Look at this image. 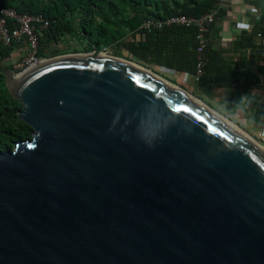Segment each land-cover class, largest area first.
<instances>
[{"label":"water","instance_id":"water-1","mask_svg":"<svg viewBox=\"0 0 264 264\" xmlns=\"http://www.w3.org/2000/svg\"><path fill=\"white\" fill-rule=\"evenodd\" d=\"M100 54L4 72L32 134L0 153V264H264L261 145Z\"/></svg>","mask_w":264,"mask_h":264},{"label":"trees","instance_id":"trees-1","mask_svg":"<svg viewBox=\"0 0 264 264\" xmlns=\"http://www.w3.org/2000/svg\"><path fill=\"white\" fill-rule=\"evenodd\" d=\"M216 4L217 0H0V7L14 9L18 14H41L49 21L48 28L40 37V57L54 56L56 51L53 47L59 44L61 37L77 29L88 39L93 38L94 54L101 52L104 44L113 51V56L123 57L121 55L125 52L145 64L175 70L184 67L174 61V53L170 56L169 52L171 49L174 52L178 43L185 45L183 39L186 33L195 43L196 27L164 25L161 29L148 31L140 28L143 21L166 20L181 15L199 17L215 9ZM258 32L261 33L259 48L264 53V27ZM256 36L257 32L248 36V40L253 41ZM15 50L14 46L0 44V153L13 150L16 143L30 139L32 134V128L17 117L21 104L8 93L5 85L4 72L16 73L8 62ZM190 55L193 57L191 69L194 72L195 49L190 51ZM209 62L201 83L210 70ZM245 72L242 91L252 113V122L264 125V97L250 93L252 86L264 91V68L259 70L262 75H256L251 80V67L247 66ZM222 78L223 75L213 78L217 87L238 83L229 79L227 74Z\"/></svg>","mask_w":264,"mask_h":264},{"label":"crops","instance_id":"crops-1","mask_svg":"<svg viewBox=\"0 0 264 264\" xmlns=\"http://www.w3.org/2000/svg\"><path fill=\"white\" fill-rule=\"evenodd\" d=\"M216 5L217 7L213 9L216 13V18L209 28L207 47L203 52V58L206 63L198 80L195 77L196 48L189 33H186L183 39L184 46H180L178 43L176 50L171 52V49L169 52L170 56L174 53V61L184 67L182 70L145 64L140 60L137 61L142 63L143 66H147L153 73L182 89H184V85H187L188 79L193 78L198 84V90L196 93L188 92L189 94L198 99L202 98L199 93L205 94L203 97L211 101L203 98V102L209 107H211V104L207 102H212L213 106L211 108L218 111L230 122L233 121L231 117L241 118L247 114L250 121L245 124H253L252 126L255 128L257 124L252 122V113L249 110L246 96L243 94L242 84L246 77L245 69L247 66L252 69L250 80L256 75H262L259 70L262 67L264 68V53L259 48L260 38L256 36L253 41L248 40V36L253 35L255 32L258 33L264 27V0H217ZM42 34L43 32L41 36ZM45 44H47V41H45ZM169 45L172 46L171 44ZM194 49L195 71L192 72L193 57H191L190 51ZM16 51H14L13 55L18 52ZM208 62L210 70L205 74L204 82L201 83L200 79L204 75ZM224 74H227V77L233 82L238 83L223 85L222 88L217 87V83L213 78L223 75L222 79H224ZM250 93L251 95L256 94L264 97V91L255 86L250 88ZM233 122L237 124V122ZM245 124L243 126L237 125L240 128H245ZM257 126H260L258 128L260 131L263 124Z\"/></svg>","mask_w":264,"mask_h":264},{"label":"built area","instance_id":"built-area-1","mask_svg":"<svg viewBox=\"0 0 264 264\" xmlns=\"http://www.w3.org/2000/svg\"><path fill=\"white\" fill-rule=\"evenodd\" d=\"M214 10L204 13L199 17L172 16L166 20L146 19L141 25L143 30L161 29L164 25H181L196 27L195 47L197 54L196 80L202 75L206 60L203 52L207 47L208 32L215 21ZM49 26V21L41 14L31 15L28 13L18 14L14 9L0 7V44L4 47H15L17 53L9 61L16 76L30 69L42 61L38 56L40 50V34ZM261 38V33H257ZM24 48V49H23ZM259 136L264 140V126L259 131Z\"/></svg>","mask_w":264,"mask_h":264},{"label":"rangeland","instance_id":"rangeland-1","mask_svg":"<svg viewBox=\"0 0 264 264\" xmlns=\"http://www.w3.org/2000/svg\"><path fill=\"white\" fill-rule=\"evenodd\" d=\"M104 47H107V46L102 44L101 54H107V55L113 56V54H114L113 51L109 47H107V48H104ZM53 49H54V51H56L55 55L50 56L46 59H50V58H54V57H58V56L66 55V54H80V53L82 54V53L95 52V47L93 44V38L88 39V37H86L84 33L78 31L77 29H73L71 32L62 36L59 44L57 46H54ZM121 56H123V57H119V58L129 60V62L136 64L138 66H141L144 69L150 71L147 68V66H143V64L139 63L137 61V59H134L133 57L129 56L128 54H125V52H123ZM186 84L187 85H184V90H186L187 92H195L196 93V91L198 90V84L194 81L193 78H191V79L189 78L188 81L186 82ZM197 94H198V92H197ZM199 95L202 97L199 99L203 101V98H205V97H203V95H205V94L199 93ZM205 100L211 101V100L206 99V98H205ZM207 103L211 104V107L213 106L212 102H207ZM237 118L231 117V119L233 121L237 122V124H239L240 126H243L246 122L250 121V118L248 117L247 114L243 115V117H241V118H238V119ZM233 121H231V123H233V125L236 126L238 129H240L247 137H250L255 143L264 147V140H262L259 136V129L258 128L260 126L256 125L254 128L252 126L253 124H245V126H244L245 128H240Z\"/></svg>","mask_w":264,"mask_h":264},{"label":"bare ground","instance_id":"bare-ground-1","mask_svg":"<svg viewBox=\"0 0 264 264\" xmlns=\"http://www.w3.org/2000/svg\"><path fill=\"white\" fill-rule=\"evenodd\" d=\"M100 56H106V54H100ZM131 63V62H130ZM133 64V63H132ZM134 65H136V64H134ZM138 68H140V69H142V70H145V71H147V73H150V71H148V70H146V69H144L143 67H141V66H138V65H136ZM176 89H179L178 87H176ZM228 122H229V120H228ZM231 123V122H230ZM232 125H233V123H231ZM234 126V125H233ZM238 131H240V133H242L243 135H245L241 130H239L236 126H234ZM246 136V135H245ZM247 137V136H246ZM250 141H252L255 145H257V146H259L257 143H255L250 137H247ZM263 151H264V147H262V146H259Z\"/></svg>","mask_w":264,"mask_h":264},{"label":"clouds","instance_id":"clouds-1","mask_svg":"<svg viewBox=\"0 0 264 264\" xmlns=\"http://www.w3.org/2000/svg\"><path fill=\"white\" fill-rule=\"evenodd\" d=\"M42 32H44V31H42ZM40 37H41V34H40ZM41 48H42V46L40 45V49H41ZM13 53H14V51H13ZM38 53H39V52H38ZM12 56H13V55H12ZM12 56H11V57H12ZM38 56H39V55H38ZM11 57H10V58H11ZM39 57H40V56H39ZM10 58H9V59H10ZM40 58L42 59V61H43V60H46V58H43V57H40ZM8 62L10 63L9 60H8ZM10 64H11V63H10ZM11 65H12V64H11ZM17 71H18V70H17ZM17 71H16V73H18ZM12 72L14 73V71H12ZM151 72H152V71H151ZM16 73H14V75H16ZM156 75H158V74H156ZM175 86H176V85H175ZM177 87L180 88L179 86H177ZM180 89H182V88H180ZM182 90H184V89H182ZM184 91H186V90H184ZM186 92H187V91H186ZM187 93H188V92H187ZM190 95H191V94H190ZM195 98H196V97H195ZM197 99H198V98H197ZM199 100H200V99H199ZM200 101H201V100H200ZM202 102H203V101H202ZM203 103H204V102H203ZM263 126H264V125H263ZM263 126H262V127H263ZM262 127H261V128H262Z\"/></svg>","mask_w":264,"mask_h":264}]
</instances>
